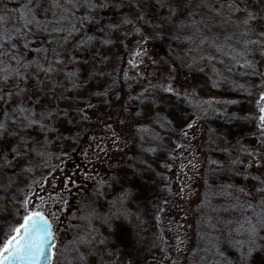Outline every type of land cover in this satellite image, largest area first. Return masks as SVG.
<instances>
[{
    "label": "snow or ice",
    "instance_id": "snow-or-ice-1",
    "mask_svg": "<svg viewBox=\"0 0 264 264\" xmlns=\"http://www.w3.org/2000/svg\"><path fill=\"white\" fill-rule=\"evenodd\" d=\"M0 264H264V0H0Z\"/></svg>",
    "mask_w": 264,
    "mask_h": 264
},
{
    "label": "rangeland",
    "instance_id": "rangeland-1",
    "mask_svg": "<svg viewBox=\"0 0 264 264\" xmlns=\"http://www.w3.org/2000/svg\"><path fill=\"white\" fill-rule=\"evenodd\" d=\"M209 92L210 93H214L217 96L218 99H234V98H236V99H241L242 100L241 105L231 106L229 108V111H238L239 109H243V108L247 107V101L242 98L243 94L242 93H234V92H232V90L227 85H225L224 87L219 88V89H211V88H209ZM217 123H220V122L217 121ZM215 126H216V124H213V127H215ZM73 161L75 163H80V160H79L78 156H74L73 157ZM69 167H71V163L69 164Z\"/></svg>",
    "mask_w": 264,
    "mask_h": 264
},
{
    "label": "trees",
    "instance_id": "trees-1",
    "mask_svg": "<svg viewBox=\"0 0 264 264\" xmlns=\"http://www.w3.org/2000/svg\"><path fill=\"white\" fill-rule=\"evenodd\" d=\"M243 98V97H242Z\"/></svg>",
    "mask_w": 264,
    "mask_h": 264
}]
</instances>
